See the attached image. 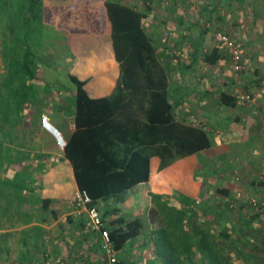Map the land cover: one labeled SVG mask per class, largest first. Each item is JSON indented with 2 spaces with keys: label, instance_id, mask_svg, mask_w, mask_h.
Masks as SVG:
<instances>
[{
  "label": "crops",
  "instance_id": "1",
  "mask_svg": "<svg viewBox=\"0 0 264 264\" xmlns=\"http://www.w3.org/2000/svg\"><path fill=\"white\" fill-rule=\"evenodd\" d=\"M103 2L119 3L144 16L142 29L157 56L168 64L174 118L202 128L210 140L208 149L177 158L165 167L153 155L146 182L94 203L107 230L118 224L112 222L122 219L123 229L135 219L144 224L133 241L115 250L118 262L264 264V0ZM103 2L87 5L96 12L89 16L92 23L89 19L80 23L74 13H68L71 7L77 11L78 5L43 2L42 14L30 32H34V40H28L39 65L37 80L28 82L34 95L24 108L26 127L18 134L24 135L28 155L14 167L15 172L23 166L31 168L22 177L32 190L25 191L32 206L26 205L24 211L34 216L27 225L32 230L40 227L36 218L40 213L48 231L58 233L45 242L52 260L63 258L67 264H104L107 257L99 248V236L85 229V213L74 205L80 188L73 162L42 127L41 119L50 122L65 144L81 147L97 143L86 133L87 127L75 125L77 88L69 76L84 83L83 91L90 100L112 96L120 69ZM85 13L81 17L86 18ZM218 30L238 44L244 63L240 74L233 71L226 51L216 43L214 33ZM69 54L74 56L70 59L74 67L67 77L75 87L58 80L46 81L42 71L60 69L50 62L45 64L42 58L61 55V61L67 63ZM240 93L250 94L252 102L236 101ZM88 129L92 132L93 127ZM110 131L101 130L105 139L99 145L120 150L121 156L126 145L120 135ZM238 192L258 202L259 209L236 200ZM30 253L29 258H39L32 250Z\"/></svg>",
  "mask_w": 264,
  "mask_h": 264
},
{
  "label": "trees",
  "instance_id": "2",
  "mask_svg": "<svg viewBox=\"0 0 264 264\" xmlns=\"http://www.w3.org/2000/svg\"><path fill=\"white\" fill-rule=\"evenodd\" d=\"M47 1L53 6L78 5L85 11L76 10H80L81 15L86 12L89 20V16L96 12H92L87 5L103 2L0 0V35L4 47V70L0 74V221L9 224L13 223L9 212H17L24 225L34 218L21 210L22 194L32 191L22 182V177L27 176L31 168L23 166L18 172L13 168L25 161V154L28 155L24 135H18L17 127L24 122L26 102L34 95L28 82L37 80L35 71L38 60L28 45L27 35L36 26L42 14L43 2L47 4ZM103 9L112 27L111 39L114 58L119 63V79L112 96L90 100L83 91L84 83L69 76L77 88L75 125L78 128L87 127L86 133L97 139V143L90 146L83 144L81 147L67 143L64 147L66 157L73 162L78 187L91 199L90 206H94L99 199L109 197L107 195H121L140 181L146 182L149 159L153 155L158 156L161 167H165L177 158L210 147L206 131L174 118L169 101L168 64L157 56L152 41L142 29L144 16L116 2H103ZM7 31L11 45H15L10 50ZM88 127H93L92 132ZM109 129L112 130L109 134L114 131L126 145L121 153L123 159L120 150L99 145V141L105 139L101 130ZM5 217H9L8 221H5ZM123 223V219L114 221L112 225L115 226L108 230L110 241L117 251L129 240L133 241L144 228L141 219L126 223L124 229L121 228ZM104 226L108 227L105 220ZM4 243L5 240L0 238V252L5 250Z\"/></svg>",
  "mask_w": 264,
  "mask_h": 264
},
{
  "label": "rangeland",
  "instance_id": "3",
  "mask_svg": "<svg viewBox=\"0 0 264 264\" xmlns=\"http://www.w3.org/2000/svg\"><path fill=\"white\" fill-rule=\"evenodd\" d=\"M76 8L80 10L84 9V8L82 9V7L80 8L79 6ZM69 9L71 10L68 11V13H71L72 15L74 13V16H77L78 18L80 17L79 18L80 20H78L77 18L78 22L88 23V21L86 20L87 18L81 17L82 13L80 10L74 11L72 10L73 7ZM65 15H67V13H65ZM85 15H87V13H85ZM33 34L34 32L28 33L27 39L30 41H33L34 40L32 39ZM6 39L9 41L7 45L8 49L10 50L12 48H15L14 47L15 45H11L10 43V35L8 31L6 32ZM1 40H2V36L0 35V74L3 73V70H4V59L2 56V51L4 50V47H3ZM44 57L45 58H42V59L44 60L45 64H47V62H50L51 65L58 66V68L60 69L55 72L42 71L44 79L46 81L58 80L60 82H65L66 86L70 85L71 88H74L75 86L68 80V77H67L68 72H70L69 69L71 68V66L74 67L73 66L74 64H72L73 61H70V59L74 56H72L71 54L67 55L65 57V61L67 63H64L61 61L60 59L61 55L60 56L47 55ZM38 62L39 60L37 61V63ZM37 63L36 65H39ZM43 66L44 64L42 65V68ZM38 73L41 75V71H39ZM26 122H27V119L25 118L24 122L21 124L22 126L21 125L18 126V130L21 128L24 129L26 127ZM13 169H16V167ZM21 201L23 202L21 206L22 207L21 210L24 211L25 206L30 205L28 203V201H30V199L28 198V195L25 193L22 194ZM9 217L11 218V222L13 223L9 224L7 222L0 221V238L5 240V243H4L5 250L0 252V264H61V261H63V264L64 263L67 264L66 262H64L63 258H59L54 261L52 260V256L51 254H49L50 248H47L48 243H45V242L46 241L50 242L51 241L50 237L55 238V236L58 235V233L48 231L46 219L42 220L43 216L40 213L36 214V218L38 219L37 223L38 224L41 223V225H39L40 227H35L37 230L36 229L32 230L33 227L24 225L22 223L23 221L21 220L22 218L18 217L17 212L15 213L9 212ZM9 217H5L4 218L5 221H8ZM21 239L22 241H25V242H21L20 241ZM31 250L33 251L34 254L39 255V258H36V259L29 258L32 256L30 253ZM150 262L152 263V260H150ZM73 264H78V263L73 262ZM80 264H84V262H81ZM166 264H169V263H166Z\"/></svg>",
  "mask_w": 264,
  "mask_h": 264
},
{
  "label": "built area",
  "instance_id": "4",
  "mask_svg": "<svg viewBox=\"0 0 264 264\" xmlns=\"http://www.w3.org/2000/svg\"><path fill=\"white\" fill-rule=\"evenodd\" d=\"M216 43L221 46L229 56L232 64V69L235 73L240 74L243 71L244 63L241 60V51L234 39L228 34L222 31H216L214 33ZM236 101L240 103L248 104L252 102V96L248 93H240L236 96ZM41 125L44 129L48 130L56 139L58 146L64 149L65 142L61 135L52 127L50 122L46 118L41 119ZM236 200H245L249 202L252 207L259 209L258 202L251 200L249 197H245L244 194L238 192L235 196ZM74 205L79 212H84L86 215L85 229L87 231L95 232L99 238V248L102 252L106 253L105 264H117L118 259L113 248V244L109 238V231L104 226V220L98 209L94 206H90L91 199L85 191L78 190L74 196ZM234 203L231 207H234Z\"/></svg>",
  "mask_w": 264,
  "mask_h": 264
}]
</instances>
